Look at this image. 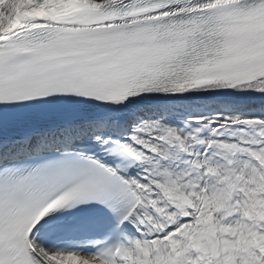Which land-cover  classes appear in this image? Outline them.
Returning <instances> with one entry per match:
<instances>
[{"label": "snow or ice", "instance_id": "snow-or-ice-1", "mask_svg": "<svg viewBox=\"0 0 264 264\" xmlns=\"http://www.w3.org/2000/svg\"><path fill=\"white\" fill-rule=\"evenodd\" d=\"M0 264H264V0H0Z\"/></svg>", "mask_w": 264, "mask_h": 264}]
</instances>
